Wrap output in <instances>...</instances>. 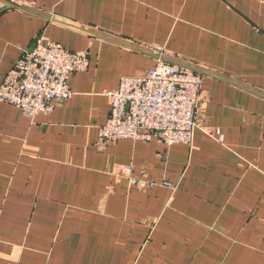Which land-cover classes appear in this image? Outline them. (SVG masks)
I'll return each instance as SVG.
<instances>
[{"label":"crops","instance_id":"obj_1","mask_svg":"<svg viewBox=\"0 0 264 264\" xmlns=\"http://www.w3.org/2000/svg\"><path fill=\"white\" fill-rule=\"evenodd\" d=\"M38 34L88 68L50 113L0 102V264H264V0H0V79ZM159 56L202 74L191 143L101 144Z\"/></svg>","mask_w":264,"mask_h":264},{"label":"built area","instance_id":"obj_2","mask_svg":"<svg viewBox=\"0 0 264 264\" xmlns=\"http://www.w3.org/2000/svg\"><path fill=\"white\" fill-rule=\"evenodd\" d=\"M154 50L160 54L162 48ZM87 68L85 52L67 50L38 34L0 79V102L15 106L30 118L49 113L55 103L72 95L70 75L84 73ZM201 83V73L161 56L144 75L120 77L115 89L103 91L109 101V114L98 127V141L105 144L127 139L154 140L164 145L190 144ZM221 138L219 135V141ZM131 171L130 166H124L121 171L131 185L154 186L131 177ZM161 185L171 190L176 188L167 181Z\"/></svg>","mask_w":264,"mask_h":264},{"label":"rangeland","instance_id":"obj_3","mask_svg":"<svg viewBox=\"0 0 264 264\" xmlns=\"http://www.w3.org/2000/svg\"><path fill=\"white\" fill-rule=\"evenodd\" d=\"M196 71V70H195ZM200 89H201V87H200ZM199 93H200V90H199ZM199 97V96H198ZM50 113V112H49ZM195 114V113H194Z\"/></svg>","mask_w":264,"mask_h":264}]
</instances>
